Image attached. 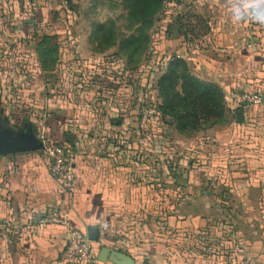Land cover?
I'll return each instance as SVG.
<instances>
[{
	"label": "crops",
	"instance_id": "1",
	"mask_svg": "<svg viewBox=\"0 0 264 264\" xmlns=\"http://www.w3.org/2000/svg\"><path fill=\"white\" fill-rule=\"evenodd\" d=\"M15 2L0 0V36L9 37L16 33L15 28L7 26L8 21L14 24ZM188 2L197 5L199 11L183 15V24L186 25L183 30L173 29L167 33L166 45L174 46L173 54L183 55L197 78L217 84L229 107L233 104V92L259 90L264 94V0ZM22 23L25 24L26 19H22ZM9 41L11 39L6 38V42L1 44L6 53L13 48L12 41ZM9 68L5 75L0 76L2 101L4 95L8 100L12 99L15 86H23L24 83L23 77L13 74L12 65ZM37 77L35 81L41 83V76ZM93 81L81 90L83 95H73L75 102L71 105L56 94L41 98V105L49 113L47 120L44 119L48 134L65 144L72 154L77 176L73 191H68L50 173L40 150L0 155V264H70L61 258L66 239L63 227L40 224L51 209L68 211L72 224L84 233L88 226L99 229L98 240L92 241L93 253L99 264H179L173 253L164 255L157 225L160 217L155 215L153 218L152 215L159 207H153L150 222L146 223V189L131 175L136 168L139 172L143 165L150 166V196L153 198L164 193L170 197V203L165 205L168 210L167 229L204 230L209 220L207 208L216 210V207H223L216 198L217 194L202 189L200 185L203 183L195 181L199 180V174L207 175V169L202 166L197 169V174L190 158L186 161L181 156L173 162L169 157H159V151L155 150L157 146H154L155 152L150 154L151 160L155 156L152 162L140 160L132 171L124 170L127 168H122V121L116 123L113 113L115 107L121 105L108 100L104 102L106 99L100 96L99 83H105L106 79ZM27 95L22 99L33 102ZM20 96L21 90L16 97ZM0 112L4 123H14L8 111ZM244 113L252 119L248 127L245 126L248 119L244 120ZM242 120L245 122L237 127L231 124L230 118L225 124H215L201 132L205 133L207 141L220 144L224 150V156L210 163L221 164L223 167L218 168L228 178L235 180L241 176L252 181L243 194L248 198V203L244 204L246 211L252 213L246 216L247 223L252 224L255 231L253 238H248L251 245L248 255L249 258L252 255L262 259L264 264V103L249 106L246 110L242 108ZM258 120H261L260 124ZM164 121V128L173 131L182 142L192 139L176 133L170 119L164 118ZM65 133L73 135V144L65 140ZM239 137L245 139L240 140ZM131 143L128 148L147 149L142 141ZM200 148L201 145L199 151ZM228 151L233 160L230 164L238 162L239 168L230 165L227 169L219 162L228 156ZM168 162L172 163V169L168 168ZM232 188L236 189H228L231 196L234 194ZM254 195L258 203H253L251 198ZM174 197L178 199L174 200ZM227 206L231 208V205ZM234 214L229 216L232 223L239 221L236 211ZM211 224L215 228V223ZM117 251L126 253L130 259H119ZM241 262L247 263L240 260L236 264Z\"/></svg>",
	"mask_w": 264,
	"mask_h": 264
},
{
	"label": "rangeland",
	"instance_id": "2",
	"mask_svg": "<svg viewBox=\"0 0 264 264\" xmlns=\"http://www.w3.org/2000/svg\"><path fill=\"white\" fill-rule=\"evenodd\" d=\"M190 5L188 0H167L165 2L162 11L155 16L153 25L148 31L150 39L148 49L141 56L137 67L130 69L126 67V59L117 52L115 46L104 52H97L95 43L90 40L91 25L94 22L113 20L122 30L125 10L121 0H70V3H67L66 0H16L14 24H11L10 21L7 22L8 28H15L16 33L14 36L10 34L9 37L0 36V76L5 75L12 65L13 74L23 77L24 83L23 86H15L16 90L11 93L12 99L8 100L6 95H4L3 101L0 99V110L9 112L11 120L14 122L10 125L11 127L17 128L26 122L34 128V133L37 134L41 121L47 120V114H49L41 105L43 95L56 94L63 99V102L71 105L75 102L73 95H80L81 90L94 83V79H106L105 83H99L100 96L106 99L104 102L108 100L121 105L114 106L113 113L117 119L122 121V168L132 171L134 167H138L136 165L140 163V160H143V163H146V159H148L147 162H152L155 156L151 160L150 154L155 152L154 146H157L155 150L159 151V157L164 159L169 157L168 159L174 160L184 156V160L187 161L190 158L196 170L202 166L207 169V175L204 176L201 173L198 175L199 180L195 179V181L203 183L200 185L202 189L217 194L218 202L223 205L221 208L216 207V210L207 208L209 220L208 226L204 230L196 228L167 229L166 213L168 210L165 205L170 203V197L163 193L152 198L150 196V182L152 181L150 166L143 165L138 170L139 172H136V168L131 175L137 178V182L132 178L133 176L130 177L146 189L144 203L148 208L146 212L147 224L150 222V211L153 207H159L156 208L157 210L154 208L155 211L152 212V215H154L153 218L155 215L160 217L158 218L159 223L156 224L159 226L164 255H169L167 252L173 253L175 261L179 264H236L240 260H245L248 264H263L262 259L253 258L252 255L249 258L248 255L251 247L248 244V238H253L255 231L253 225L247 223L246 216L252 213L246 211L244 204L248 203V198L243 194L247 189V184L252 181L241 176H237L238 178L235 180L228 178L218 168L223 167L221 164L210 163L221 158V155L224 156V150L220 148V144L207 141L205 133H202L207 128L195 133V136L191 137L192 139H189L188 142H182L173 134V131L164 128L166 122L164 119L161 120L160 113L159 118L151 117L142 127L140 126L141 109L149 106H154L157 109L160 102L155 86L156 79L164 73L167 63L173 57L185 60L180 53L173 54L174 46L169 47L166 43L168 31L172 30L173 32V29L182 25L183 15L199 11L197 5ZM44 7L46 12H44ZM22 19H26L25 24L22 23ZM1 25L3 26L4 23ZM47 35L51 39L45 46H55L56 60L52 70L42 71L39 66L36 46L42 37ZM6 38L11 39L13 46L8 53L1 46L3 42H6ZM39 71L44 74H39ZM38 75L41 76V83L35 81L36 78L38 79ZM18 89L21 90L22 96L19 98L16 97L17 92L20 91ZM26 95L27 97L31 96L33 102L22 99ZM230 105L229 107L226 104L230 110L231 124L237 127L248 119L245 124L248 127L252 123V119L244 113L245 119L242 122H237L236 117H232L231 113L241 106H237L234 102ZM242 107L246 110L249 106ZM2 115L0 112V118ZM259 121L261 120L257 121L260 124ZM198 135H203V137L200 138ZM239 139L242 140L245 137H239ZM132 141H137L138 144L140 141L145 143L146 151L139 149L140 147L128 148L127 146H132ZM135 149L136 151H134ZM232 161L229 151L228 156L225 155L224 159L219 160L224 167L227 166V169L230 168V165H235L230 164ZM199 162L204 164L201 165ZM239 166L237 162L234 167L239 168ZM231 187L236 188H232L235 194L232 196L228 191ZM177 199L178 197H174V200ZM251 199L253 203H258L256 195ZM259 200L262 201L261 197ZM205 204L207 205V202ZM227 205H231V208ZM235 211L239 215V221L232 223L229 216L232 213L235 216ZM245 221L246 223H244ZM211 222L215 223L213 225L215 228H212V224L209 225ZM141 231L143 233V230ZM133 255L135 254L133 253Z\"/></svg>",
	"mask_w": 264,
	"mask_h": 264
},
{
	"label": "trees",
	"instance_id": "3",
	"mask_svg": "<svg viewBox=\"0 0 264 264\" xmlns=\"http://www.w3.org/2000/svg\"><path fill=\"white\" fill-rule=\"evenodd\" d=\"M166 1L121 0L125 10L122 30L113 20L91 25L90 40L95 43L96 51L104 52L115 46L117 52L126 59V67L136 68L149 47L148 31ZM66 2L70 3V0ZM185 26L182 23L176 29L183 30ZM168 32L171 33V30ZM50 39L48 35L44 36L36 46L42 71L52 70L55 65V46H45ZM155 86L160 98L157 110L161 120L170 119V125L179 135L192 137L202 129L229 121L230 110L222 89L215 83L204 82L193 75L188 63L182 58L170 59L164 73L156 79ZM242 108L238 107L241 111ZM235 110L231 113L232 117H235ZM172 167V163L168 162V168Z\"/></svg>",
	"mask_w": 264,
	"mask_h": 264
},
{
	"label": "built area",
	"instance_id": "4",
	"mask_svg": "<svg viewBox=\"0 0 264 264\" xmlns=\"http://www.w3.org/2000/svg\"><path fill=\"white\" fill-rule=\"evenodd\" d=\"M231 100L237 106H252L264 103V95L259 90L236 91L231 95ZM159 112L154 106L143 107L140 112V126L142 127L151 117L159 118ZM42 147L40 152L47 161L50 173L59 179L62 185L73 191L77 184L76 171L73 165V157L67 146L57 142L47 132L44 120L39 125L36 134ZM40 224H57L63 227L66 239L62 252V261L70 264H99L93 253L92 241L86 233L76 228L68 211L51 209L40 220Z\"/></svg>",
	"mask_w": 264,
	"mask_h": 264
},
{
	"label": "water",
	"instance_id": "5",
	"mask_svg": "<svg viewBox=\"0 0 264 264\" xmlns=\"http://www.w3.org/2000/svg\"><path fill=\"white\" fill-rule=\"evenodd\" d=\"M234 113L236 121L242 122V111L236 109ZM116 123H120V119H116ZM64 138L68 143H74V137L71 133H65ZM41 147L42 143L34 132L22 130L19 133H15L9 126L2 127L0 125V155L38 151ZM85 233L91 241L98 240L99 229L97 227L88 226L86 227ZM116 253L120 255L118 256L119 259L121 257L122 259H130V257L124 252L117 251Z\"/></svg>",
	"mask_w": 264,
	"mask_h": 264
},
{
	"label": "flooded vegetation",
	"instance_id": "6",
	"mask_svg": "<svg viewBox=\"0 0 264 264\" xmlns=\"http://www.w3.org/2000/svg\"><path fill=\"white\" fill-rule=\"evenodd\" d=\"M0 125L2 127H5V126H9L10 128H12V130L15 132V133H19L21 132L22 130H29V131H32L34 132V128L30 125V124H27L26 122H23L22 124H20V126H18L17 128L16 127H11L9 124L7 123H4L1 118H0Z\"/></svg>",
	"mask_w": 264,
	"mask_h": 264
}]
</instances>
